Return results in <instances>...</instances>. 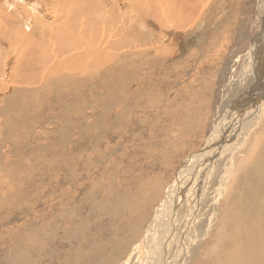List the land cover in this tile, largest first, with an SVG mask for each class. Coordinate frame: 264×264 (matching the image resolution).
Returning a JSON list of instances; mask_svg holds the SVG:
<instances>
[{"label":"rangeland","instance_id":"rangeland-1","mask_svg":"<svg viewBox=\"0 0 264 264\" xmlns=\"http://www.w3.org/2000/svg\"><path fill=\"white\" fill-rule=\"evenodd\" d=\"M7 1L11 5L10 9L19 4L16 10L22 14L15 13V23L25 31L30 29V22L36 24L32 29L42 28L43 25L46 28L50 25L55 27L54 6L59 3L52 0ZM124 1L126 3L128 0H106V21L93 27V37L96 39L106 33L103 34L104 46L101 52L108 58H114V62H110L114 66L107 64L108 58L103 60L107 65L101 62L92 65L91 73L83 75L84 81L88 82L80 86V91L74 87L72 89L71 81L74 82L75 79V75H71L72 58L65 60V81L59 79L60 86L59 81L47 84L44 82L45 74L40 73L49 71L48 66L64 61L56 60L63 58L57 56L56 52L55 55H50L51 51L41 52L42 55L49 53L50 58L48 59V55L44 58L43 61L47 63L44 70L37 69L41 70L39 75L34 69L35 74L27 71V68L22 69L26 66L25 63L22 65L23 48H18L13 55L14 59L9 55L13 63L8 62L6 56L3 58L4 64L0 63V68L3 66V72L0 73V264H143L147 252L146 230L155 219L157 221L159 215L161 218L160 209L165 202L170 207H176L169 227L172 229L168 231L169 235L166 233V239L169 238L167 242H172L171 251L159 250L157 253L158 256L164 255L161 258L165 260L160 259V262L162 260L163 263L173 264L169 262L170 258H174L173 246H183L191 231L193 233L205 226L211 211L216 206L222 211L226 199L231 197L228 194L235 185V163L227 183L221 186L222 190L218 189L219 185L206 180L202 182L204 179L201 180L202 174H199L196 178L191 177L192 182L184 176L186 180L181 183L182 186L176 185L178 191L175 196L169 198L168 191L183 173L190 156L208 144L210 133L218 121L222 120L227 109L226 96L234 92L236 82L241 76L244 77L242 80H247L246 84L248 81H256L258 69L252 58L259 36L260 46L256 53L260 61L264 54V0H229L227 5L220 1L205 24L175 39L176 45L183 44L184 52L178 51L177 59L174 57L165 61L159 58L157 66L156 58L160 54L158 46H165L170 37L162 32L163 27L148 42L145 40L147 47L141 49V46L137 47V43H132L130 47L131 41L126 40L123 32L133 36L137 29L135 26L129 27L130 25L118 26L120 22L129 24L133 21L126 18H119L118 21L115 11L117 9L120 15L124 14ZM156 2L162 3L160 0ZM214 3L215 0H212L208 4ZM157 7L154 6L156 11H151L148 7L145 10L154 20L160 13ZM217 7L221 10L218 14L215 13ZM200 9L202 11L203 6ZM161 13L166 16L169 9ZM158 17L156 20H159ZM199 19L197 14L196 25L200 24ZM24 21L25 24H21ZM167 22H170L168 18L165 23L168 24ZM2 25L3 22L0 24V40L4 37ZM168 28L169 25L166 30L171 31V38H174L178 30L175 29L176 25ZM67 30L70 31L69 27ZM45 37L51 39V49L64 47L65 51L73 53L70 51V41H56L57 39ZM40 43L43 41L40 40ZM144 49L147 50L144 59L147 58L148 65L141 69L139 65H142L141 52ZM196 52L197 54H192ZM188 54L193 56H186ZM127 57V65H124ZM180 60L178 68H171ZM36 61L39 60H35L33 65L32 62L27 65L35 68ZM123 66L129 72L127 77L123 76L121 79ZM15 87L19 92L30 91L32 100L29 99L28 103L24 100L25 105L15 103L14 112L6 111L7 91L12 92ZM143 88L148 89L144 103L155 100V106L148 105L145 108L142 106V98L139 106L127 114V118L132 120L123 121L125 124L131 121L135 123L137 132L128 127L122 130V134L117 131L107 133L96 126L98 122H94L90 126L94 135L87 134L93 104L102 103L98 107L101 112L107 104L115 106L109 111L111 117L104 119V124L108 127L107 123H112L111 127L118 130L119 126L113 125L116 120L114 115H122L127 97L132 100ZM21 96L22 94H18V97ZM72 104L80 107H69ZM94 117H101V113L94 112ZM79 128L86 129V133L83 132L86 137L79 133ZM262 129L263 126L259 132ZM255 134L258 132H254L252 136ZM149 140L153 141V148ZM253 140V137L249 138L244 150L236 156V165L239 166V160ZM259 141L254 147L263 150L262 135ZM62 150H66L68 155L64 154V158L68 160L65 164L73 166L71 171H68L67 166H58ZM217 171L219 172L218 168L214 167L210 180L218 174ZM180 193L184 194L182 200ZM217 226L218 222L214 226L206 225L210 232L197 238L185 264H208L206 251ZM69 250L76 251V254Z\"/></svg>","mask_w":264,"mask_h":264},{"label":"bare ground","instance_id":"bare-ground-1","mask_svg":"<svg viewBox=\"0 0 264 264\" xmlns=\"http://www.w3.org/2000/svg\"><path fill=\"white\" fill-rule=\"evenodd\" d=\"M1 1L2 0H0V24H1V22H3V25H2L3 30H1V32L4 34V37H1V40H0V63L1 62L3 63V58L5 56L7 59H9L8 62L13 63L12 58L13 59L15 58V57H13L14 53L18 50V48H23L21 51V58L23 59L22 65L25 63L26 66L22 67V69L26 70V68H27V71L30 70V72L32 74L34 72H36L39 75V72L41 70L37 71V69H43L44 70L45 65L47 63V61H43L44 58H47V55H48V59H49L50 55H55L54 53L56 52L57 56H63V58H57L56 60L57 61L64 60V61H59L56 64L54 63L52 66H48L49 71H43L40 73V75L42 73L45 74L43 76L44 82L47 84V83H51L53 81H57V82L59 81L58 83L60 86L61 81L59 79H61L62 81H65V80H63L64 79L63 78V73H64L63 66L66 63L65 60H67V58H72V69L73 70H71V75H72V77L75 75V79H74V82H72L70 79H68V80H70L71 83L73 84L72 89L74 87L75 90L78 89L80 91L81 90L80 86L82 84H85L88 82V81L87 82L84 81L83 75H87L88 73L89 74L91 73L92 65L94 66V65L98 64L99 62L104 64V62L106 61L105 59L108 58L106 55L102 54L103 52H101L103 49L102 46H104V45H102V43L104 42L102 38L104 37V35L106 33L105 32L102 33L100 39H96L95 37H93V32H94L93 27L95 26V24H98L100 26L101 23H104L106 21V18H107V14L105 12L106 11L105 6L107 5L106 0H104L105 2H103V0H52V2L59 3L56 7L54 6V3H53L54 10H55V14H54L55 16L54 17L56 19L53 24H55V27L53 25H50L49 27L46 28L43 25L42 28L32 29V28H35L34 25H36V24L35 23L32 24L29 21L30 22L29 23L30 29L27 28L28 30H26V31L22 27H20L19 25H17L15 23V21H17L15 13L22 14L21 12H18L16 10L17 7H19V4H18V6L16 4L15 5L16 7H13L12 9H10L11 5L9 4V1L3 0L2 3H1ZM5 1H7V2H5ZM107 1H110V0H107ZM153 1L154 0H128L126 3L124 1V4H125L124 14L120 15L119 12L117 11V9H115V11L117 14L118 21H119V18H122L123 20H124V18H126V19L133 21V23H129V24L116 22V23H118V26H119V24H121L122 26L130 25L129 27L135 26V28L137 29L135 31L136 33L134 32L135 34L133 36H129L128 33L123 32L125 34L124 37L126 38V40L128 42L131 41L130 45H129L130 47H131L132 43H137V47L141 46V49L144 47H147L146 42L149 41L151 36L157 35L156 32L159 29L162 30V28L164 27L163 28L164 31H162V32L167 33V35L170 37V39H169V42L166 43L165 46H158L160 54H158V56L156 58V61H157L156 66L159 63V61H158L159 58H163L162 60H165V61L167 59H172L174 57H175L174 59H177V57L179 55V54H177V52L178 51L184 52V47H183V44L182 45H176L175 39L183 36L184 34H188L192 30H194L197 26H201L202 24H205L206 21L212 16V14L214 12L215 5H217V3H219L221 1L227 5L229 2V0H215L214 4H208L209 2H212V0H160L162 3H157L156 2L157 0H155L153 3ZM154 6H158L156 9L160 10V13L158 12L159 17L157 16L159 18V20H156L157 17L155 18V20H154V17H153V19L150 18L149 15H147V13L145 12L147 7L151 11H154L155 10ZM201 6H203V8H204L202 11L200 9ZM167 9H169V14L165 13L166 14V16H165L161 12H163V10H167ZM33 10H34V8H33ZM220 11L221 10L219 7H217L215 9L216 14H218ZM156 14H157V12L155 13V15ZM197 14L200 17V19H199L200 24L199 25H196ZM262 15H263V13H262ZM28 17L29 16H27V18ZM110 18H111V16H110ZM117 18L115 17L116 21H117ZM167 18L170 21L169 23L167 22L168 24L165 23ZM162 20H164V21L161 22ZM43 22H44V20H43ZM111 22H113V21H111ZM108 23H110V22H108ZM21 24H25V21ZM113 25H116V24L113 23ZM167 25H169L168 29H170V27L172 25H176L177 28H175V29H178V30L175 32L174 38H171V36L173 35V33L171 31L167 32V30H166ZM26 27H27V25H26ZM68 27L70 30L69 32L67 30ZM115 28H113V31ZM123 28H125V27H123ZM185 28H187V29H185ZM106 30H107V28H106ZM128 30L130 31V29H128ZM98 33H100V32H98ZM108 33H109V30H108ZM111 33H112V31H111ZM160 34H161V32H160ZM45 36H47L49 38H54L55 40L57 39L56 41H59V40L63 41V42L70 41V47H71L70 51H72L73 53L72 54L68 53V51H65L66 49H64V47H63V49H60V48H56L54 50H53V48L51 49V46H50L51 42L49 41L51 39H47ZM161 37H162V35H161ZM259 38H260V36H259ZM259 38L255 42L256 48L254 51L253 58L251 57L252 61L254 63H256L257 69H258L256 72L257 73L256 81L255 82H249L248 81V83L246 84L247 80H242L244 77L241 76V79H239L236 82V84L234 86L235 87L234 92L232 91L230 94H228V96H226L227 101H228L227 109L225 110L224 115L222 116V120L218 121V123L215 125V128L213 129L212 133H210L208 144L206 143V147H204L201 151H198V152L194 153L192 156H190V161L186 164V167L182 170L183 173L181 172V176L176 179L175 184L173 183L172 187L168 191L169 198L173 197V195L175 196V193L178 191L176 185H179L184 180H186L184 178V176L188 177L189 178L188 181H190L192 176H195V178H196L199 176V174H202V175H200V179L201 180L204 179L202 182H204L206 180V182H211L212 184H214L216 186L219 185L220 187H218V189L222 190L221 186H224V184L227 183V180H228L230 174L234 170V163H235V167L237 166L235 185L232 187L231 191H229L228 195H230L231 197L226 199L224 209L221 211L219 209L220 207L216 206L211 211L212 213L210 214V216L208 214L209 218L208 219L206 218L208 220L206 225H209V224L212 225L213 224V226H214L215 223L218 222L217 228L214 229L215 232H214L212 240H211V245L209 246L208 250L206 251L208 254V257H209L208 258L209 261L207 262L208 264H264V149L258 150L254 147L257 143L260 142L259 140H260L261 135H262V138L264 139V75H263L264 74V54L262 57V61H260L258 59L257 53H256L257 50L259 49V46H260L259 45L260 44ZM40 40L43 41L42 44L41 43L39 44ZM55 40H54V42H55ZM145 40H146V42H145ZM55 43H57V42H55ZM150 43H151V45H153V40H151ZM213 46H214V44H213ZM210 48H211V46H210ZM207 49H209V48H207ZM49 51H51L50 55H49V53L42 55L43 52L47 53ZM109 51H110V49H109ZM146 52H147L146 49H144L143 52H141V60H142L141 63H142V65H139V67L141 69L145 68L148 65V62L146 61L147 58H146V60L144 59V55ZM206 52H208V51H206ZM100 53H101V55H100ZM126 53H127V51H126ZM190 54H188L186 56H188V57L193 56ZM192 54H197V52L192 53ZM9 55H11L12 58H9ZM17 56L19 57V55H17ZM153 56H152V58H153ZM183 58H185V57H183ZM127 59H128V57L126 59H124L125 60L124 65H127ZM35 60H39L38 62L36 61L37 64H36L35 68H32L31 65H27V64H30V62H32V65H33V62ZM103 60H105V61H103ZM107 60H108L107 64L113 65V63H110V62H114L113 57H110ZM180 63H181V60H180V62L174 64L171 68H178ZM18 64H20V63H18ZM103 64H101V65H103ZM107 64H104V65H107ZM39 66H40V68H39ZM165 66L167 68V65H165ZM4 69H5V67H4ZM33 69H34V72H33ZM2 70H3V66H1V68H0V73L3 72ZM159 70H162V69H159ZM167 70H169V69H167ZM54 71L56 72V74H54ZM128 72L129 71L125 70V68L123 66V71L121 72V79H123V76L127 77ZM23 73H25V71ZM137 74L139 75V73H137ZM76 76H79V77H76ZM119 78H120V74H119ZM150 78H152V77H150ZM27 79H29V78H27ZM152 79H154V77ZM155 80H157V79H155ZM151 81H149V82H151ZM244 81H245V85H244ZM36 82H37V80H36ZM39 84H41V83H39ZM150 85H151V83H150ZM47 86H49V85H47ZM7 88H9V86ZM33 88H31V89H33ZM86 88H87V86H86ZM43 89H44V87H43ZM90 89H93V88H90ZM150 89H151V87H150ZM0 90H1V88H0ZM123 90H125V89H123ZM147 90L148 89L143 88L142 90H140L138 93H136L134 95L135 98L130 100V98L127 97L126 101H124L125 102L124 106H126V108L123 109L122 115L121 114L114 115V118L116 120L113 123V125L119 126L118 130H115L114 127H111L112 123L108 122L107 123L108 127H106L104 124V119L106 117L107 118L111 117L112 114L110 115L109 111L114 109L115 106H112L111 104H107L105 107V110L101 112V110H99L98 107L102 103L93 104L94 109L91 110V116L88 119V121L90 123H88L87 130L85 129L87 134H89L90 136L93 134V129L90 126L94 122H98V124H96V126L100 129H102L103 131H107V133H112L114 131H117L119 134L120 133L122 134V130H126L128 127H130L131 130H134L137 132L138 130H136L137 126L135 123H133L131 121L129 124H125V123H123V121L132 120L130 117L127 118L128 117L127 114L132 112L135 109V107L139 106L140 100L142 98H143L142 99V106H144L145 108L148 105H151L150 107L155 106L154 105L155 100H150L147 103H144V100L148 95ZM45 91H47V90H45ZM7 92H9V93L7 95V101H6V105H5L6 111L14 112L13 110H14L15 103L17 105H25L24 100H27V103H28L29 99L32 100V98H31L32 94L30 91H28V93L25 91H22V90L19 92V90H17V88L15 87L12 92L11 91H7ZM18 94H22L23 97L22 96L18 97ZM16 95H17V98H21V99H17L15 97ZM238 95L242 96V97L239 98V97H237ZM91 96L95 98L93 93H91ZM159 97H158V99H159ZM77 99H78V97H77ZM65 100H67V99H65ZM107 100H108V98H107ZM77 106L80 107V105H78V104H74V105L72 104L69 107H72L75 109ZM168 107H170V106H168ZM94 112L101 113V117L95 118ZM160 115H161V113H160ZM125 118H127V119H125ZM156 119H157V117H156ZM261 126H263V129H262L263 131L259 132ZM85 128H86V126H85ZM163 129H164V127H163ZM79 130H80V128H79ZM85 130H83V128H81L79 133H83V132H85ZM254 132H258V134H255L254 136H252V134ZM83 134H82V136H83ZM64 135H65V133H64ZM84 137H86L85 134H84ZM251 137H253L254 140L245 149V152H244L245 154L239 160V162H238L239 166H238V165H236V162H235L236 156L241 152V150H244V146H246L248 139ZM95 142H97V141H95ZM152 142L150 145L153 148L154 144H152ZM60 153L62 154V157L58 161V166L59 167L67 166L68 171H71L72 170L71 167H73V166H68L65 164V162L68 161L67 159L64 158V154L67 155L66 150H62ZM72 158L74 159V157H72ZM163 163H165V161ZM52 165H55V163H52ZM163 165H165V164H163ZM214 167H217L219 172L217 171L218 174L214 176L213 180H210L213 177L212 172L214 171ZM64 169H66V168H64ZM199 169H200V171H198ZM60 170H61V168H60ZM210 170H213V171L209 172ZM197 171L199 173L196 175ZM207 172H209L208 173L209 175L206 176ZM205 176H206V178H205ZM155 177H156V175H155ZM190 182H192V181H190ZM181 186H182V184H181ZM180 195H181L180 200H182L184 198V194L180 193ZM173 200H175V198ZM175 208L170 207V205L168 206V204L165 202L162 209H160V213H162L161 218L159 215L157 217V221L155 219L153 221V223L154 222L155 223L154 224L152 223V225H150V227L146 230V234H147V239H146V246L147 247H146V249H147V252H146V257L144 258L143 264H166V263H163L162 260H161L162 263L159 261L160 259H164L163 257L161 258V256H164V255L162 254V255L158 256L157 251L158 252H159V250H161L162 252H166V250L171 251L170 246H171L172 242H167V241H169V238L166 239V233L169 235L168 231L170 229H172V228L169 229V227H170V224H172V220H173L174 215H175L174 214V212L176 211ZM207 209H209V208H207ZM192 212H190V213L193 214ZM216 214H218V215H216ZM203 221H204V219H203ZM191 224H192V222H191ZM206 225L203 227L201 226L200 229H196L193 233L191 231V233L189 234V236L187 238V242L182 241L184 243L183 246H173L175 249V251L172 252L174 254L173 255L174 258H170L169 262H171L173 264H185V261L187 260V257L191 253V248L196 243L197 238H199V236H201L202 234L207 235L210 232V228H207ZM69 251H72V250H69ZM73 252L74 251H72V253ZM75 252H74V254H76ZM67 253H69V252H67ZM69 254H71V252Z\"/></svg>","mask_w":264,"mask_h":264}]
</instances>
